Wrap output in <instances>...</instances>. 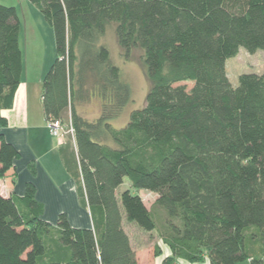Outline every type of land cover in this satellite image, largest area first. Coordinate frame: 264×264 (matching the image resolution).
Wrapping results in <instances>:
<instances>
[{"label":"trees","instance_id":"16d2710c","mask_svg":"<svg viewBox=\"0 0 264 264\" xmlns=\"http://www.w3.org/2000/svg\"><path fill=\"white\" fill-rule=\"evenodd\" d=\"M27 1L53 32L42 112L73 130L59 154L91 228L66 213L44 221L28 182L22 196H0V264H138L124 224L168 249L161 264H264V73L240 75L237 87L225 73L240 48L264 51V0ZM111 24L124 57L142 51L150 83L119 129L132 100L102 44ZM22 74L16 9L0 5V112ZM92 99L100 114L88 121L79 109ZM18 158L0 135V179L14 184ZM125 178L157 196L150 208L116 193ZM161 255L154 243L150 264Z\"/></svg>","mask_w":264,"mask_h":264},{"label":"crops","instance_id":"0c3cea01","mask_svg":"<svg viewBox=\"0 0 264 264\" xmlns=\"http://www.w3.org/2000/svg\"><path fill=\"white\" fill-rule=\"evenodd\" d=\"M25 5L29 7V4ZM49 67L46 65L43 69L40 89L37 92L32 89L28 79L22 77L15 92L12 108L0 112V119L6 122L5 126L0 124V135L19 152V158L13 163L14 184L11 183L10 177L0 179V196L20 197L24 193L26 183L32 182L35 186V200L43 205L42 219L44 221L55 225L57 216L60 213H66L72 227L91 228L89 213L79 203L78 185L65 171L60 159L59 149L65 142L72 143V141L65 136L54 143L43 116L41 82ZM30 163L35 166L34 175L28 168ZM127 226L132 230L137 229L132 224H124L138 264H150L151 245H136ZM155 243L160 246L162 255L156 258L153 264H161L162 259L169 255V251L157 241ZM195 264L209 263L204 261Z\"/></svg>","mask_w":264,"mask_h":264},{"label":"rangeland","instance_id":"374dc122","mask_svg":"<svg viewBox=\"0 0 264 264\" xmlns=\"http://www.w3.org/2000/svg\"><path fill=\"white\" fill-rule=\"evenodd\" d=\"M25 4H29V7H26ZM0 5L13 7L17 10L19 48L23 62L22 77L23 79H28L32 84V89L37 92L40 89V79L44 67L46 65L50 66L55 59L53 32L44 21L38 8L28 3L27 0H0ZM114 28L115 24L109 26L102 44L107 47L112 64L120 69L123 80L130 88L132 100L123 110L121 117L112 123L114 128L119 129L127 124L129 114L132 111L144 107L150 83L146 78L143 66L142 51L140 49H133L128 57H124L117 43ZM225 73L232 87H237L238 77L242 74L260 75L264 73V51L257 50L250 54L245 49L240 48L235 57L225 62ZM79 114L88 121L95 120L100 114L98 101L95 99L88 101L80 107ZM50 137L54 143L57 142V138L52 135ZM66 137L71 139L70 134H67ZM126 190L132 195L139 196L147 208H150L157 199V196L151 192L132 189L125 178L116 193L119 194ZM133 227L137 230H132L127 226L137 243H135L136 245L143 246L146 244L152 246L157 241L154 235L150 236L141 233L140 229L134 224Z\"/></svg>","mask_w":264,"mask_h":264},{"label":"built area","instance_id":"2783aa9c","mask_svg":"<svg viewBox=\"0 0 264 264\" xmlns=\"http://www.w3.org/2000/svg\"><path fill=\"white\" fill-rule=\"evenodd\" d=\"M47 130L50 135L53 137L59 139L64 138L67 134H70V136H73V130L71 127H68L67 129L61 124L60 121L56 120H49L46 123Z\"/></svg>","mask_w":264,"mask_h":264}]
</instances>
